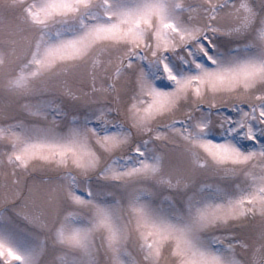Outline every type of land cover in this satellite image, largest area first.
<instances>
[{"label": "snow or ice", "instance_id": "6c2138e0", "mask_svg": "<svg viewBox=\"0 0 264 264\" xmlns=\"http://www.w3.org/2000/svg\"><path fill=\"white\" fill-rule=\"evenodd\" d=\"M0 264H264V0H0Z\"/></svg>", "mask_w": 264, "mask_h": 264}]
</instances>
